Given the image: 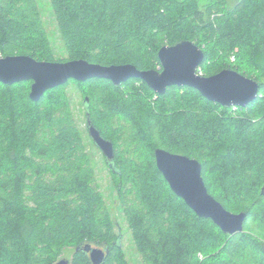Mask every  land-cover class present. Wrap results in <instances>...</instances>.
<instances>
[{"label":"trees","instance_id":"1","mask_svg":"<svg viewBox=\"0 0 264 264\" xmlns=\"http://www.w3.org/2000/svg\"><path fill=\"white\" fill-rule=\"evenodd\" d=\"M49 2L67 57L56 59L50 49L36 0H0V55L148 70L160 65L163 45L189 39L205 45V75L228 68L250 77L242 60L264 76V0H238L227 9L225 0ZM212 55L218 66L207 71ZM256 81L253 103L228 108L187 86L156 94L138 78L119 85L70 79L38 101L29 97L31 81L0 82V264H54L66 248L92 242L109 245L102 264H126L111 246L113 220L92 185L94 167L66 92L71 85L82 92L86 119L113 142L111 173L131 184L119 185V203L143 264H264V81ZM96 106L102 111L94 115ZM192 119L204 121L200 155L188 151L189 133L178 132ZM216 136L215 147L206 145ZM156 148L196 157L208 192L228 211L246 213L244 231L226 234L197 216L158 170ZM71 264L90 263L79 251Z\"/></svg>","mask_w":264,"mask_h":264},{"label":"water","instance_id":"2","mask_svg":"<svg viewBox=\"0 0 264 264\" xmlns=\"http://www.w3.org/2000/svg\"><path fill=\"white\" fill-rule=\"evenodd\" d=\"M160 65L155 69L139 70L135 65H101L85 59L65 62L36 60L30 55H0V82L12 85L31 81L29 97L38 101L50 89L65 84L70 79L85 81L103 78L119 85L131 78H138L157 94H163L172 85L187 86L199 91L205 98L224 107H246L259 96L260 84L233 69H222L212 75H202L199 67L204 62V51L192 40L183 39L165 44L158 51ZM88 102V98H85ZM87 131L93 143L101 150L107 164L116 171L113 142L106 139L91 122L87 114ZM158 170L170 189L199 217L209 218L226 234L243 230L246 213L230 212L207 190L201 163L186 155L175 154L162 148L154 150ZM261 193L264 194V185ZM264 254V246L262 247ZM93 264H102L108 254L102 249H91ZM61 259L54 264H66Z\"/></svg>","mask_w":264,"mask_h":264},{"label":"rangeland","instance_id":"3","mask_svg":"<svg viewBox=\"0 0 264 264\" xmlns=\"http://www.w3.org/2000/svg\"><path fill=\"white\" fill-rule=\"evenodd\" d=\"M36 1H37L39 12H40V19L43 25V31H44L43 33H45L46 35L50 49L52 50L56 59L66 58L67 52L63 46V42H62L61 35L59 32L57 17L55 16L51 8L49 0H36ZM80 1H83V0H80ZM199 1H200V5H206L207 3H210L213 0H199ZM215 1L219 2V0H215ZM225 1H226V4L224 3L223 7L227 9V8H232L238 0H225ZM213 17L214 16L212 15L211 19ZM200 48L204 50L205 45L202 44ZM238 48L239 47H235L234 51L236 52ZM215 53H218V52H215ZM233 54L234 52L232 51L229 57V60L230 62H233L234 64H236L239 61L235 62V57ZM218 62H219L218 58L212 55L210 59L206 60V65L208 66H206L205 69L207 71L213 70L214 68L218 66ZM239 63H241V65L244 66L245 72L247 74L251 73V76H250L251 78L255 80L258 78L259 80L264 81V76H260L259 73L255 71L254 69H252V67L249 66L247 62H242L241 60ZM205 72L206 71H204V67L200 66L199 73L202 75H205ZM239 73L246 75L244 74L243 71H240ZM66 92L70 100V105L74 113L77 126L79 127V130L81 131L82 137L84 139L85 153L88 154V156L91 158V163L94 167V178H93L92 185L98 187L99 191L101 192L105 200V203L108 207V210L111 214V218L113 220V228H112L113 230L110 233L113 234L112 235L113 239H115L118 235H120L119 251L121 252L122 257L124 261L126 262V264H143L141 254L139 253V251H137V247L135 243V235L133 234L131 229H129V226L127 224L125 217L123 216L121 206L119 203V196H120L119 189H118L119 185H121L125 190V188L130 187L131 184L126 183L125 178L116 177L111 173L110 171L111 169L106 164V158L104 154L93 143L92 139L90 138L88 131H87V119H86V114H85L86 113L85 108L83 105L82 92L74 85L68 86L66 88ZM192 106L195 108L196 107L195 103H193ZM99 109L100 108L96 106V110H93L94 115L102 111ZM195 115L196 113L194 111V114L193 113L191 114V118L195 117ZM203 122L204 121H201L198 123L192 119V122L188 123L189 125L186 127V129L178 131L180 134H183V136L187 132L189 133V137L186 140V145H187L188 151L193 152L196 155H200V153L203 152L202 147L204 144H202L203 143L202 137L205 136L204 133L202 132ZM215 126L216 125L212 126V128ZM199 128H200V131H197L199 130ZM214 130L217 131V129L215 128ZM210 132L212 133V130ZM113 133L116 134V131H114ZM191 136L195 137V142L191 140ZM126 137L127 136H125L124 139H126ZM221 139H224V137L222 136ZM225 139L227 141L232 140L231 133ZM183 140L184 139H180L181 142H183ZM181 142L179 144H181ZM217 143H219L218 136L211 138L208 144L206 145H208L209 147H215ZM190 158L196 159V157H193V156H191ZM131 188H134V187H131ZM132 192L136 193L135 190L134 191L132 190ZM129 197H133V195H129ZM254 228L256 229V227ZM243 231L244 229L241 232ZM261 232L263 233L262 230ZM72 253H73V248L68 247L63 251L62 255L59 258H65L70 261L72 257ZM198 256L199 258H202L200 253H198Z\"/></svg>","mask_w":264,"mask_h":264},{"label":"flooded vegetation","instance_id":"4","mask_svg":"<svg viewBox=\"0 0 264 264\" xmlns=\"http://www.w3.org/2000/svg\"><path fill=\"white\" fill-rule=\"evenodd\" d=\"M120 246V235H118L117 236V239L116 240H113L112 242H111V246ZM70 248H73V253H75V252H83V253H85V255H86V257H87V261L90 263V264H93V262L91 261V254H90V252H91V249H93V248H99V249H102L104 252H106V251H108V254H109V252H110V248H109V245L108 244H106L105 242H103V243H94V242H92V243H84V244H81V245H79V246H76V247H70ZM73 253H72V257H73ZM107 254V255H108ZM106 255V256H107ZM72 257H71V259H72ZM61 259H64V260H67V259H65V258H59L56 262H58L59 260H61ZM105 261V260H104ZM55 262V263H56ZM66 264H71V260L69 261V260H67V263Z\"/></svg>","mask_w":264,"mask_h":264}]
</instances>
